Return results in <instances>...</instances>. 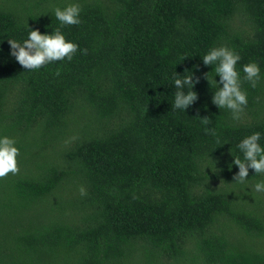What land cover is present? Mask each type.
Returning a JSON list of instances; mask_svg holds the SVG:
<instances>
[{
    "label": "trees",
    "instance_id": "trees-1",
    "mask_svg": "<svg viewBox=\"0 0 264 264\" xmlns=\"http://www.w3.org/2000/svg\"><path fill=\"white\" fill-rule=\"evenodd\" d=\"M66 2L0 0V134L19 148L0 177V264H264V174L240 183L232 163L244 135L264 144V78L242 80L234 121L200 58L224 44L241 77L250 60L264 74V0H78L80 23L61 26ZM56 27L71 60L32 70L9 54ZM190 71L184 112L170 78Z\"/></svg>",
    "mask_w": 264,
    "mask_h": 264
},
{
    "label": "clouds",
    "instance_id": "clouds-1",
    "mask_svg": "<svg viewBox=\"0 0 264 264\" xmlns=\"http://www.w3.org/2000/svg\"><path fill=\"white\" fill-rule=\"evenodd\" d=\"M81 10L78 0H69L63 7H54L52 13L60 21L61 26L74 25L80 23ZM29 29L22 42L8 39L9 54L25 69L35 70L54 61L71 60L79 47L76 42L65 38L60 27L52 28L51 32H41L37 28ZM200 58L204 65H212L211 69L214 70V74H210L209 71L204 73L213 88L212 102L218 109L230 110L232 119L238 121L248 103L247 91L241 87L242 80L255 87L257 82L264 78L258 62L250 60L241 65L243 71L241 77L240 70L236 67L237 61L241 59L240 54L227 45L212 46ZM214 75H218L219 80L214 79ZM170 79L176 89L172 101L173 107L185 112V109L196 100L197 93L193 85L198 78L190 71L184 75L174 72ZM201 118L204 124L210 122L208 116ZM206 131L214 134L213 129L208 128ZM261 136L260 131H252L244 135L236 144L241 155H232V163L237 166L234 180L247 184L249 169H252L254 174H264V144L260 142ZM18 154L19 148L15 139L0 134V177L18 172ZM251 188L258 194L264 193V179L256 180Z\"/></svg>",
    "mask_w": 264,
    "mask_h": 264
}]
</instances>
